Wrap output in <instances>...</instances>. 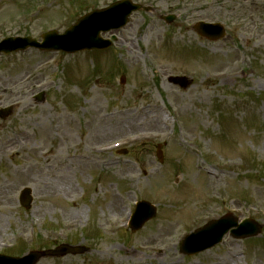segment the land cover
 <instances>
[{
    "label": "rangeland",
    "instance_id": "374dc122",
    "mask_svg": "<svg viewBox=\"0 0 264 264\" xmlns=\"http://www.w3.org/2000/svg\"><path fill=\"white\" fill-rule=\"evenodd\" d=\"M116 1L0 0V41H40ZM129 1L145 11L101 34L115 40L105 51L0 55V109L11 107L0 118V255L68 244L89 250L38 264H264V0ZM199 22L225 37H199ZM135 201L156 216L131 233ZM225 214L260 235L179 253L184 235Z\"/></svg>",
    "mask_w": 264,
    "mask_h": 264
},
{
    "label": "water",
    "instance_id": "95a60500",
    "mask_svg": "<svg viewBox=\"0 0 264 264\" xmlns=\"http://www.w3.org/2000/svg\"><path fill=\"white\" fill-rule=\"evenodd\" d=\"M139 9L140 6L138 5H133L129 1H122L110 6L106 10L94 12L81 18L76 25L68 29L62 36H56L54 32L43 36L44 42L41 45L29 38L23 40L11 39L4 41L0 45V52L8 53L10 51L23 50L28 47L41 50H61L66 53L84 50H103L110 46V42L102 41L99 38V33L123 27L127 23L128 16ZM172 19L170 17L166 21L170 22ZM196 30L201 36L212 41L219 40L224 36L223 29L218 25L199 23L196 26ZM158 157L161 161L159 154ZM20 203L25 209L30 207V190L24 189L21 192ZM154 216V209L147 203H141L133 216L130 225L131 231L135 232L139 230L146 221L152 219ZM232 227L237 228L231 231V234L235 238L256 236L260 231V227L250 221H244L237 226L235 220L230 217H225L219 221L212 222L205 228L188 236L181 244V253L192 255L213 247L221 241L223 235ZM81 252L83 251L76 247L60 246L50 251L31 252L20 259L0 256V264H36L42 258L62 257L67 254Z\"/></svg>",
    "mask_w": 264,
    "mask_h": 264
},
{
    "label": "bare ground",
    "instance_id": "6f19581e",
    "mask_svg": "<svg viewBox=\"0 0 264 264\" xmlns=\"http://www.w3.org/2000/svg\"><path fill=\"white\" fill-rule=\"evenodd\" d=\"M207 177L204 179L206 182V187L210 186V178H213V175L206 173Z\"/></svg>",
    "mask_w": 264,
    "mask_h": 264
}]
</instances>
